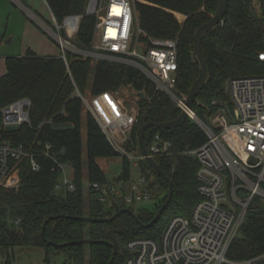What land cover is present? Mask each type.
<instances>
[{
  "label": "trees",
  "instance_id": "obj_1",
  "mask_svg": "<svg viewBox=\"0 0 264 264\" xmlns=\"http://www.w3.org/2000/svg\"><path fill=\"white\" fill-rule=\"evenodd\" d=\"M45 1L60 25L67 17H83L76 40L81 46H88L96 23L95 17L85 16L90 0ZM135 11L140 28L148 36L178 43V90L188 95L201 73L199 60L194 55L195 34L216 14L217 0H135ZM201 50L209 75L193 110L207 123L222 105L230 104L226 91L230 79L259 75L264 69L258 59L259 53L264 51V0H230L223 21L203 38ZM68 62L69 66L60 57H40L31 51L24 57H10L6 61L7 73L0 78V145L23 146L34 155L42 154L47 144L52 145L51 154L56 161L71 166L76 190L66 191L62 196L56 194L63 171L52 159L38 158L42 165L40 172L32 170L29 158L11 160L10 168L18 170L21 183L18 189L0 188V250L12 257L15 248L43 249L46 264H52L53 258L58 256L66 258L64 264H85L89 250L88 264H108L116 248L113 264H124L127 242L136 238H160L171 218L191 214L200 199L197 181L200 164L185 153L200 148L208 138L191 119L175 129L147 130V148L157 134L171 144L166 154L155 155L154 160L174 184L171 202L150 227H141L129 214L121 216L129 218L127 224L119 223L121 217L108 224L61 218L105 219L123 208L134 210L113 203L106 211L92 188L88 195L84 194L85 167L91 187L108 182L99 160L122 158L118 182L131 180L134 164L113 146L95 117L86 111L83 101L77 97L78 92L86 97L92 82L93 97L124 88L140 95L137 122L124 145L126 152L135 156L143 154L139 137L146 122H171L182 114L134 68L109 62L94 65L91 60L76 55H69ZM21 99L32 103L31 124L4 128L3 110ZM84 116L87 120L85 137ZM139 168L151 181L149 190L153 198L160 199L164 205L168 183L152 170L147 160L140 161ZM155 215L137 214L145 225L151 224ZM50 218L54 220L48 223ZM44 227L45 238L42 236ZM153 229L156 232H151ZM82 240L98 243L60 247ZM263 253L264 209L247 217L227 259L240 262ZM6 264H12V260Z\"/></svg>",
  "mask_w": 264,
  "mask_h": 264
},
{
  "label": "built area",
  "instance_id": "obj_2",
  "mask_svg": "<svg viewBox=\"0 0 264 264\" xmlns=\"http://www.w3.org/2000/svg\"><path fill=\"white\" fill-rule=\"evenodd\" d=\"M85 16L96 18L88 46H81L76 40L82 16L67 17L61 25L54 18V27L46 26L60 47L59 57L67 66L68 56L76 55L94 64H123L140 71L157 92L166 95L181 112H186L188 119L196 122L208 138L200 148L185 153L200 164L197 173L200 199L191 214L171 218L160 238H136L127 242L124 264H264V253L240 262L227 259L247 217L264 209V69L256 76L230 79L226 91L233 109L227 110L222 105L207 124L193 108L187 107L188 95L178 90V43L152 38L141 29L135 0H90ZM258 59L264 66V51ZM128 90L140 99L139 94ZM120 91L95 96L92 104L80 92L77 97L113 146L141 173L138 182L95 183L90 188L102 204L109 201L111 205L132 207L153 196L149 190L151 181L139 168L140 161L147 157L127 153L124 148L137 122L139 100L129 107L119 98ZM31 106L30 100L21 99L5 108L4 128L31 124ZM170 147L157 134L147 148L149 157L154 159L155 155L166 154ZM53 149L47 144L42 154L34 155L23 146L0 145V188L20 186L18 170L10 168L11 160L29 158L32 170L40 172L42 165L38 158L45 157L55 161L63 171V184L57 188L63 186L66 191L74 192L73 177L67 174L72 168L58 163L51 154Z\"/></svg>",
  "mask_w": 264,
  "mask_h": 264
},
{
  "label": "rangeland",
  "instance_id": "obj_3",
  "mask_svg": "<svg viewBox=\"0 0 264 264\" xmlns=\"http://www.w3.org/2000/svg\"><path fill=\"white\" fill-rule=\"evenodd\" d=\"M24 2H27L26 4L31 5L36 7L37 10H41L47 19H53L51 16V13L48 11V8L46 7V4L44 3L43 0H23ZM18 25L15 24V28L13 30H18V54L21 52V43H22V34H23V26L27 18V13L25 9L21 6V3H18ZM259 11V10H258ZM30 15V13H28ZM95 65V64H94ZM259 71V70H258ZM261 72V71H260ZM258 74V73H257ZM252 74L250 76L257 75ZM91 87H92V82L90 83L89 87V93L86 95L87 100L90 104L93 102V96L91 95ZM119 98L123 99L126 103L127 106H134V102L140 99L133 95L127 88H124L120 91L119 93ZM230 100V99H229ZM139 103V102H138ZM227 107V110L233 109V106L231 104L228 105L225 103L224 105ZM138 112H139V108ZM196 123V122H194ZM197 124V123H196ZM207 124H210V120L207 121ZM198 125V124H197ZM14 128V127H13ZM83 128H84V137L86 136V116L83 118ZM99 164L102 167L106 179L108 182L115 183L117 182V178L119 174L121 173V164H122V158H111V159H101L99 160ZM70 175V173H67ZM84 180H83V189H84V194L88 195L89 193V188L90 184L87 180V168H84ZM141 177V173L138 171L137 168L132 166V177L131 180L138 182ZM59 184H63V178L61 177L59 180ZM56 194L58 196L66 195V189L62 186L61 188H57ZM162 201L158 198H153L149 200H143L141 202H137L135 205H133V209L135 213H147V214H157V212L161 209L162 207ZM103 207L106 211H108L111 208V203L109 201L103 203ZM119 223L127 224L129 223V218L127 216H123L120 218ZM151 232H156V229L151 230ZM241 236V234H240ZM85 264H88L89 262V250L86 252L85 255ZM11 258V259H10ZM12 260V264H46L45 263V253L43 249H36V248H15L14 253L12 257L5 256L2 253V250H0V264H6ZM66 258L62 256H58L53 258L52 264H64Z\"/></svg>",
  "mask_w": 264,
  "mask_h": 264
},
{
  "label": "water",
  "instance_id": "obj_4",
  "mask_svg": "<svg viewBox=\"0 0 264 264\" xmlns=\"http://www.w3.org/2000/svg\"><path fill=\"white\" fill-rule=\"evenodd\" d=\"M230 0H217V11L212 20L204 25H202L196 32L195 34V40H194V55L198 58L199 63H200V68H201V73L197 81L194 83L193 87L191 88L188 96H187V102L186 105L189 109H192L198 96L200 95L201 91L204 89V87L207 84L208 80V75H209V70H208V65L205 61V58L203 56L202 50H201V43L203 38L210 32L213 31L216 26H218L224 19V16L227 11V7L229 4ZM79 19H82L79 17ZM226 90H228V85H226ZM188 120V115L186 112H182V114L174 121L171 122H166V123H153V122H146L145 125L142 127L141 134L139 137V146L140 149L145 157H147V161L149 162L152 170L156 172L162 179H164L168 185H169V190H168V198L167 201L164 203V205L161 207V209L157 212L155 215L153 221L149 225L143 224L137 214L135 213L134 210L130 208H123L119 210L117 213H115L113 216L105 219H93L89 217H70V216H62L61 218H66V219H71L74 221H81L83 223L87 224H108L112 223L115 220H117L119 217H121L124 214H129L141 227L147 228L150 227L152 224L156 223L158 219L161 217L164 209L169 205V203L172 200L173 193H174V184L173 182L167 177V175L162 171L160 166L156 163V161L149 157V152L148 149L145 145V135L147 130L149 129H155V130H170V129H175L178 127H181L186 123ZM145 121L147 119L145 118ZM54 220V218H50L48 220V223L50 221ZM43 238H45V227L43 229L42 233ZM98 242L92 241V240H82L78 242H72L68 244H63L60 245L61 248H65L68 246H75V245H92V244H97ZM114 249L113 253V258L108 264H113V261L115 257L117 256V249Z\"/></svg>",
  "mask_w": 264,
  "mask_h": 264
},
{
  "label": "crops",
  "instance_id": "obj_5",
  "mask_svg": "<svg viewBox=\"0 0 264 264\" xmlns=\"http://www.w3.org/2000/svg\"><path fill=\"white\" fill-rule=\"evenodd\" d=\"M43 1L53 19H47L41 10H37L32 4H26L27 2L23 0H0V78L7 73L6 61L10 57H24L30 51L40 57L60 56V47L46 31V26L54 27V15L47 2ZM18 3H21L27 13L20 54H18V30H13L15 24L18 25ZM68 172L73 176L72 170Z\"/></svg>",
  "mask_w": 264,
  "mask_h": 264
}]
</instances>
